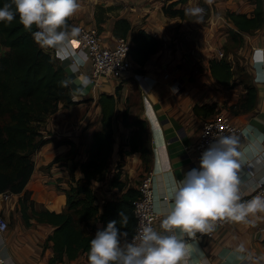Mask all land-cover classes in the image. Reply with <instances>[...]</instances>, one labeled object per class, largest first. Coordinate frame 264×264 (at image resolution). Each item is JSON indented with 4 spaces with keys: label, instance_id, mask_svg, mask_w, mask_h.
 Here are the masks:
<instances>
[{
    "label": "crops",
    "instance_id": "1",
    "mask_svg": "<svg viewBox=\"0 0 264 264\" xmlns=\"http://www.w3.org/2000/svg\"><path fill=\"white\" fill-rule=\"evenodd\" d=\"M89 1L78 0L81 7L72 17L74 26L80 28L83 24L82 12H86V7L90 10L91 5L87 4ZM102 1L106 4L116 0ZM191 1L192 3L187 0L184 5L202 7L200 1ZM243 2L245 0H213V3L208 5V14L199 22L196 17L167 15L163 11L162 2L159 3L158 0H153L151 11L146 10L145 23L138 22V19L133 20L129 14L136 12L131 8H137L136 4L119 8V14L109 12L102 30L106 43L112 44L116 39L113 26L118 15L130 18L133 26L130 35L140 26H144L150 32L162 36L164 42L144 64L135 61L134 66L122 77H103L99 86L90 83L87 88H83L78 82L80 75L89 76L92 63L76 37L73 41V47L78 54L75 59L83 58L81 62L77 64L72 58L63 61L58 59L67 70L76 102L66 106L61 101L59 108L47 118L42 129L45 136L55 138L47 140L33 154L35 168L25 187L37 205L56 210L67 207L65 188H69L73 181L68 168L71 160L61 159L51 166H48V163L55 156L67 153L71 145L67 142L57 143L56 139H74L80 151L76 158H86L92 133L101 126L99 95L102 91L116 92L118 84L121 86L115 110V142L109 158V168L113 169V165L123 159L125 166L121 178L125 179L127 174H133L134 180L138 178L136 182L149 168L153 169L157 208L165 203L166 198H170L173 180L179 181L188 171L200 167L201 157L195 152L194 143L199 137L205 116L196 112L195 104L214 103L213 111H225L240 125L241 129L237 135L242 147L260 141L261 148H264V84L258 85L254 82L255 68L252 63L253 50L264 47V23L254 30H242L244 39L238 48L237 57H229L231 61H235V64L232 62L235 69L232 84L221 82L210 68V58L222 56L214 51V48L221 46L228 39L229 28L235 26L226 15L227 9L251 13L255 7L253 0L249 1L247 7L240 4ZM138 6L145 7L142 3ZM90 16V21L85 23H96L93 10ZM224 22L225 28L222 27ZM178 23L184 24V31L176 35ZM207 39L210 43L204 51ZM47 50L55 54L53 49ZM237 62L244 66L243 73L237 67ZM247 82L257 87L255 105L235 111L232 103L245 94ZM127 106L130 107V120L137 115L147 120L146 134L152 149L148 168L140 150L126 153L123 157L121 155V146L130 147V133L137 127L135 124L126 125L122 120L123 111ZM75 174L77 177L83 175L80 167L75 170ZM238 174L241 180L240 193H250L259 186L264 181V150L250 149ZM109 175L110 171H107L103 179L94 182L101 209L105 199L115 197L113 191L120 194L127 187L119 190L116 186H110ZM23 193L10 192L9 196L5 197L4 192H0V212L8 219H15L6 231L0 232V255L4 257L2 264H88L86 251H81L76 257L65 254L63 259L50 260L54 249L52 240L47 237L55 225L35 218H32L33 224L27 225L19 204V197ZM162 218L160 215L157 220V231H162ZM96 225L100 227L102 221H96ZM185 239L190 248L188 264H264V213L248 217L247 222L224 220L216 225L212 235L197 233L195 240L187 237ZM241 244L245 246V252L237 253L236 249Z\"/></svg>",
    "mask_w": 264,
    "mask_h": 264
},
{
    "label": "trees",
    "instance_id": "2",
    "mask_svg": "<svg viewBox=\"0 0 264 264\" xmlns=\"http://www.w3.org/2000/svg\"><path fill=\"white\" fill-rule=\"evenodd\" d=\"M186 1L164 2L163 11L170 16L193 17L185 14L184 9L189 7L184 5ZM9 2L10 0H0V7ZM113 7L112 4H97L94 18L101 30L104 29L103 22ZM226 15L235 26L229 28L224 54L221 57L210 58V68L221 82L232 84L235 69L228 57L230 48L237 49L243 42L242 30H254L264 23V0H255V7L251 13L228 8ZM68 23L73 25V18L69 19ZM132 27L129 17L118 15L114 22L113 35L115 38L128 37L134 60L144 64L162 47L164 39L144 26H140L130 35ZM35 30L33 26L32 31ZM238 62L237 67L243 73L245 68ZM61 81L69 83L66 87L61 86ZM120 86L121 84L117 85L116 92L102 91L99 95L101 126L92 133L86 158H76L80 151L74 139L70 137L56 139L57 143L67 142L71 145L67 153L55 156L48 163V166H51L61 159L71 160L68 168L73 181L69 188H65L67 207L56 210L38 206L25 187L35 168L33 154L47 140L55 138L45 136L42 127L49 115L59 108L61 101L69 106L76 100L73 98L64 65L52 51L42 49L35 42L31 32L19 22L18 14L11 24L0 22V192H24L19 197V204L21 215L27 225L34 223L32 218L55 225L47 237L52 240L54 249L51 261L63 259L65 254L69 257H76L81 251L88 254L90 241L96 231L106 227L110 220H119L120 209L128 216V223L122 229L128 233V238L135 230L133 200L138 195V188L135 184L129 186L126 184L121 178L122 172L119 167H115L117 171L113 169L110 171L109 168V158L115 142L114 119ZM246 86L245 94L237 102L232 103L235 111L255 105L257 87L251 82H247ZM194 108L204 116L215 112L214 103H197ZM129 112L130 107L127 106L122 114L123 122L126 125L135 124L137 127L130 133L128 139L130 147L121 146V155L123 157L126 153L140 150L144 161L149 164L152 149L146 134L147 120L139 115L130 120ZM78 167L83 172L80 177L75 174ZM107 171H110L108 179L110 186H116L120 190L127 187L120 194L116 191L115 197L105 199L101 209L94 182L103 179ZM98 220L102 221L100 227L96 225ZM85 224H90L93 232L86 231Z\"/></svg>",
    "mask_w": 264,
    "mask_h": 264
},
{
    "label": "clouds",
    "instance_id": "3",
    "mask_svg": "<svg viewBox=\"0 0 264 264\" xmlns=\"http://www.w3.org/2000/svg\"><path fill=\"white\" fill-rule=\"evenodd\" d=\"M205 2L211 5L213 0ZM80 7L78 0H10L0 7V22L11 24L18 14L19 22L42 49H53L61 61L75 59L78 54L73 41L81 29L68 21ZM184 11L199 22L205 9L197 6ZM81 59L75 62L79 64ZM252 63L254 82L264 84V47L253 50ZM78 82L87 88L91 80L80 75ZM68 83L60 82L65 87ZM252 148L264 150L260 141L242 147L237 134L217 137L203 152L199 168L191 169L179 181L173 180L170 198L157 208L163 217L162 231L144 226L129 240L122 230L128 216L120 209L119 220H110L91 239L88 264H188L190 248L185 237L195 240L197 233L213 231L217 220L247 222L248 217L264 213V195L245 201L240 193L238 173ZM236 252H245V246L239 245Z\"/></svg>",
    "mask_w": 264,
    "mask_h": 264
},
{
    "label": "built area",
    "instance_id": "4",
    "mask_svg": "<svg viewBox=\"0 0 264 264\" xmlns=\"http://www.w3.org/2000/svg\"><path fill=\"white\" fill-rule=\"evenodd\" d=\"M81 33L78 36L82 48L90 56L92 70L88 76L94 86L101 85L103 77H122L135 63L130 52V40L128 37L120 36L112 44L106 43L102 30L97 23H83L80 26ZM223 55L224 52L221 51ZM241 127L233 121L231 115L223 110L205 116L202 119L200 133L194 143V150L201 157L203 152L209 148L210 144L221 135L238 134ZM153 169H148L135 183L138 188V195L134 198V212L136 216L135 230L129 240L135 236L144 226H151L156 229V223L160 215L157 214L155 204L156 192L153 184ZM11 191H5L4 196H9ZM256 195H264V181L250 193H241L242 200H250ZM100 204V201H98ZM224 220H217V224ZM214 227V229H215ZM9 228V219L0 212V232ZM211 231L206 233L212 235ZM4 262V257L0 255V264ZM28 264V263H19Z\"/></svg>",
    "mask_w": 264,
    "mask_h": 264
},
{
    "label": "rangeland",
    "instance_id": "5",
    "mask_svg": "<svg viewBox=\"0 0 264 264\" xmlns=\"http://www.w3.org/2000/svg\"><path fill=\"white\" fill-rule=\"evenodd\" d=\"M84 2H87V1H89V0H83ZM133 1H135V2H133ZM159 1V3H161L162 2V4L161 5H163V3L164 2H169V0H158ZM171 1V0H170ZM188 1H190L191 3H192V1L191 0H188ZM198 1H200L199 3H201L202 4V7L205 9V11H204V13H203V17L205 16V15H207L208 14V12H209V6H208V4L205 2V0H198ZM249 1L250 0H245V2H243V3H240L241 5H243V6H245V7H247V5H249ZM187 2V1H186ZM99 3H102V4H104L103 3V1L102 0H90L87 4H90L91 6H90V10H88V7H86L87 9H86V12H82L83 13V17H84V21H83V23H85V21H90L89 19H90V17H92V16H90V12H91V10H93V15H94V12H95V9H96V6H97V4H99ZM140 3H142V5H144L145 7H143L142 6V8L140 7V6H138V4H140ZM108 4H112L114 7L110 10V12H114V14H119V12H120V9L119 8H124L127 4L128 5H130V4H136L137 5V8L135 7H131L132 9H134V11H136V12H133V13H129V14H131V16L133 17V20H137L138 19V22H142V23H145L146 21H147V19H146V17H147V13H146V10H150L151 11V9L153 8V0H120V1H118V0H116L115 2H113V3H106V4H104V5H108ZM253 4H254V6H255V0H253ZM128 9H130V8H128ZM94 17H95V15H94ZM220 17L221 18H223L221 15H220ZM224 19V18H223ZM74 24V23H73ZM148 25H149V23H148ZM222 27L223 28H225L226 27V23L224 22V25L222 24ZM184 31V24L183 23H178L177 24V29H176V35H178V34H182V32ZM226 41H227V39L225 40V42L221 45V46H219V47H215V45H214V51H217V53L220 55V53H221V51H223V52H225V43H226ZM209 43H210V41L207 39L206 40V45H205V47H203V50L204 51H206L207 50V47L209 46ZM211 48V47H210ZM239 48V47H238ZM238 48L236 49V48H234V49H232V48H230V52H229V54H228V57H231V55L233 56V57H237L236 56V54H237V51H238ZM198 56H196V58H197ZM199 59H202V58H200L199 57ZM232 62L235 64V61H233L232 60ZM88 147V146H87ZM119 162H122V164H118ZM146 163V162H145ZM125 164V161L123 160V159H119L117 162H116V164L115 165H113L114 166V168H113V170L114 171H117L116 170V168L115 167H119V169H120V171L123 173V170H124V165ZM147 164V168H148V163H146ZM110 165V164H109ZM117 165H119V166H117ZM110 171H112V169L110 170ZM138 178H136L135 180H137ZM125 182H126V184L129 186V185H133V184H135L136 183V181L134 180V178H133V174H127L126 175V177H125V179H123ZM120 190V189H119ZM118 193V192H117ZM112 194L113 195H115L116 194V192H112ZM15 222V219L12 217L11 219H9V225L11 226V224L12 223H14ZM85 230H88V231H90V230H92V228H91V226H90V224L89 225H86L85 224Z\"/></svg>",
    "mask_w": 264,
    "mask_h": 264
}]
</instances>
